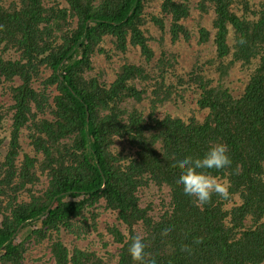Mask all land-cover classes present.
Listing matches in <instances>:
<instances>
[{
  "label": "trees",
  "instance_id": "1",
  "mask_svg": "<svg viewBox=\"0 0 264 264\" xmlns=\"http://www.w3.org/2000/svg\"><path fill=\"white\" fill-rule=\"evenodd\" d=\"M64 1L0 0V88L10 98L0 105V130L5 110L13 114L4 155L0 137V264H27L38 245L50 249L54 264H137L127 252L134 235L155 264H264V0L258 11L252 0L198 1L200 14L215 15L217 59L209 62H218L217 77L205 75V64L181 68L165 43L168 16L171 42L190 40L183 21L192 16L191 0H161L158 10L154 0ZM199 33L209 40L206 27ZM132 49L142 59L124 56L111 83L91 73L95 53L110 59ZM238 61L249 75L240 94L227 84ZM188 90L207 110L202 120L156 116ZM23 128L34 155L20 143ZM215 143L227 146L232 163L208 171L229 194L198 205L176 179L177 161ZM39 172L47 182L33 190ZM151 184L167 186L170 200L143 205L141 191ZM24 190L29 199H18ZM99 207L117 213L119 224L107 231L118 251L69 249L59 234L85 240Z\"/></svg>",
  "mask_w": 264,
  "mask_h": 264
},
{
  "label": "rangeland",
  "instance_id": "2",
  "mask_svg": "<svg viewBox=\"0 0 264 264\" xmlns=\"http://www.w3.org/2000/svg\"><path fill=\"white\" fill-rule=\"evenodd\" d=\"M47 1L48 5L46 6H53V5H60L68 6L67 2L64 0H45ZM199 0H191L190 6L192 8V16L185 19L183 23L185 26L190 30L191 38L190 40L186 41L185 39L181 38L177 42H171L170 40V17L168 16L164 22V31L162 32L164 34V40L167 44V47L169 46L172 50V52L175 55L176 62L179 63L183 69H191L193 66L199 64H205L206 67L203 69L205 75L211 76V73L213 76L217 75V71H213V69H216V66L218 62H209L210 59H217V53H216V47L214 44V28H212L211 24L213 22V19L215 18L214 13L212 12H203L200 14V7L198 6ZM249 1V0H248ZM260 0H252L250 1V4L252 9H256L257 11L260 9V7L257 5V2ZM263 1V0H262ZM152 7H156L155 9L158 10V6H160L161 0H154ZM256 4V5H255ZM242 6L239 5H233V9H235V12L238 14H243ZM150 9V7H147V10ZM248 18L254 19L255 16L247 15ZM150 27V26H149ZM201 27H206L210 31V38L206 42L200 41V33L199 30ZM159 30L152 29V33L156 34ZM152 47L155 50V57L159 54L160 45L156 41L151 42ZM104 54L95 53L94 55V66L91 70V73H101L103 75L102 80L107 84L111 83L112 79L116 77V72L119 73L122 69L123 63H124V56L129 57L130 61L132 59H140V51L138 49H132L127 54H121V53H115L110 59H106ZM17 57V56H16ZM143 57V56H142ZM142 59V58H141ZM157 59V58H156ZM257 60V59H256ZM258 61V60H257ZM257 61H254L256 63ZM210 64L212 66H210ZM255 65V64H253ZM233 69L230 72L228 85L235 89L236 94L242 92V88L244 87V84L247 82L249 75L247 74V70L242 67L241 62L238 61L236 64L232 67ZM246 70V71H245ZM178 72H185V70L179 69ZM49 74V73H48ZM17 81V80H16ZM13 82L9 81L6 83L5 86L11 85ZM39 82H37V86H39ZM184 99V100H183ZM10 98L9 95H6L5 87L2 86L0 88V105L4 104V108L9 104ZM175 102L167 103V105H164L163 107H159L156 110V116L157 117H163L165 116L166 112H168L171 116L179 115L183 120L188 121L189 118H198L202 120L204 116L207 113L206 109L200 110L197 109V103H196V94L188 90L186 92H183V98L182 100L177 99L176 105H174ZM144 105H148L145 104ZM3 106V105H2ZM147 112V110H146ZM148 113V112H147ZM147 113H145L147 115ZM13 114H5L3 116V127L0 130V137H4V142L2 143L1 150H3L4 155L7 150V146L9 144L10 140V134L12 130L13 125ZM31 139L29 138V131L26 128H23L20 134V143L27 153H31L34 155V153L31 151L30 143ZM122 143H119L117 145L118 148H122ZM24 158V153L20 152V156L17 160V164L20 166L21 161ZM38 159L39 156H37ZM39 181L41 183L38 185V183L35 185L33 190L38 189L42 186L43 183L47 182V178L45 174H41L39 172ZM45 186V185H44ZM163 189L161 190L157 189L154 184H151L148 188H145L141 191V196H143L142 203L143 205L151 201L153 205L156 203H159L161 199L165 198V201L170 200L169 196H165L164 190L167 189V186H162ZM167 187V188H166ZM27 190L20 191L19 197L24 199H29V192H26ZM40 192L37 191L36 194H39ZM163 197H162V196ZM95 212H97L94 216H89V224H93V226H96V229H92L88 231V236L84 240H78L75 241L72 236L69 234H65V232H62L59 234L60 238L63 239V242L67 245L69 249H71L74 245H78L79 247H83L84 249H88L91 251H96L99 255L103 256L104 253H113L117 252L118 248L120 247L119 244L114 243L112 240L111 234L108 233V228L113 226V224H119V221L117 219V213H115L112 210H106L104 207H99ZM123 232L128 234V230H125V226L120 225V228ZM106 251V252H105ZM109 254V253H108ZM50 255V249H45L43 247H40V245L37 246V248L34 250V254L31 255L27 259V264H54V260H48V257ZM37 256H42L43 260H39L37 262H33Z\"/></svg>",
  "mask_w": 264,
  "mask_h": 264
},
{
  "label": "clouds",
  "instance_id": "3",
  "mask_svg": "<svg viewBox=\"0 0 264 264\" xmlns=\"http://www.w3.org/2000/svg\"><path fill=\"white\" fill-rule=\"evenodd\" d=\"M231 163L227 146L223 143H215L202 156L181 155L177 161L181 170L176 179L183 186L185 195L194 198V202L198 205H203L209 202L213 194L222 198L228 196L229 185L220 181L208 170H221ZM129 239L127 252L132 261L137 264H155L154 260L145 259L146 243L142 236L134 235Z\"/></svg>",
  "mask_w": 264,
  "mask_h": 264
}]
</instances>
